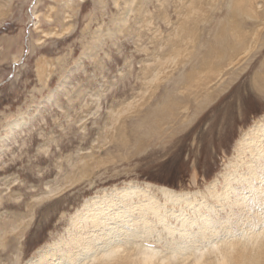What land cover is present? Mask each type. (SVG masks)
<instances>
[{"label":"rangeland","instance_id":"rangeland-1","mask_svg":"<svg viewBox=\"0 0 264 264\" xmlns=\"http://www.w3.org/2000/svg\"><path fill=\"white\" fill-rule=\"evenodd\" d=\"M261 79L264 0H0V264H26L116 187L204 203L264 118Z\"/></svg>","mask_w":264,"mask_h":264},{"label":"bare ground","instance_id":"bare-ground-1","mask_svg":"<svg viewBox=\"0 0 264 264\" xmlns=\"http://www.w3.org/2000/svg\"><path fill=\"white\" fill-rule=\"evenodd\" d=\"M259 86L262 91L264 79ZM164 107L168 110L170 102ZM172 119L157 117L156 123L174 124ZM235 152L229 172L208 186L204 203L193 201L197 193L151 185L116 187L85 202L67 236L47 244L26 264H264V118L245 132ZM235 217L237 230L232 228ZM157 226L173 241L163 253L147 243Z\"/></svg>","mask_w":264,"mask_h":264}]
</instances>
